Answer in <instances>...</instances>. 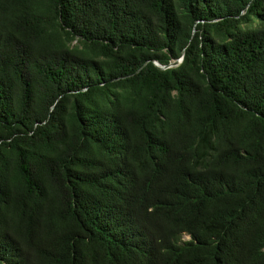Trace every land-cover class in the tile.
Returning <instances> with one entry per match:
<instances>
[{
	"label": "trees",
	"instance_id": "trees-1",
	"mask_svg": "<svg viewBox=\"0 0 264 264\" xmlns=\"http://www.w3.org/2000/svg\"><path fill=\"white\" fill-rule=\"evenodd\" d=\"M0 264H264V0H0Z\"/></svg>",
	"mask_w": 264,
	"mask_h": 264
},
{
	"label": "water",
	"instance_id": "water-1",
	"mask_svg": "<svg viewBox=\"0 0 264 264\" xmlns=\"http://www.w3.org/2000/svg\"><path fill=\"white\" fill-rule=\"evenodd\" d=\"M179 62V60H175L173 62H171L170 64H168L167 66H163V67H160L158 66L157 64H155V66L160 69V70H163V69H166V68H170V67H174L176 66V64Z\"/></svg>",
	"mask_w": 264,
	"mask_h": 264
},
{
	"label": "rangeland",
	"instance_id": "rangeland-1",
	"mask_svg": "<svg viewBox=\"0 0 264 264\" xmlns=\"http://www.w3.org/2000/svg\"><path fill=\"white\" fill-rule=\"evenodd\" d=\"M182 238H183V240H185V239H187V236H183Z\"/></svg>",
	"mask_w": 264,
	"mask_h": 264
}]
</instances>
